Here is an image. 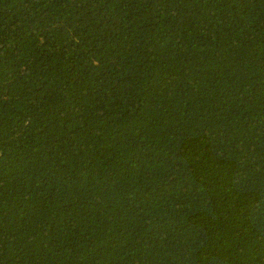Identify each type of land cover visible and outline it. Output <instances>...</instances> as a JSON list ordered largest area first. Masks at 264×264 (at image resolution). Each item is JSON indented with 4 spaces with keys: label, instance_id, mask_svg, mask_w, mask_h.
Returning <instances> with one entry per match:
<instances>
[{
    "label": "trees",
    "instance_id": "1",
    "mask_svg": "<svg viewBox=\"0 0 264 264\" xmlns=\"http://www.w3.org/2000/svg\"><path fill=\"white\" fill-rule=\"evenodd\" d=\"M0 264H264V0H0Z\"/></svg>",
    "mask_w": 264,
    "mask_h": 264
}]
</instances>
